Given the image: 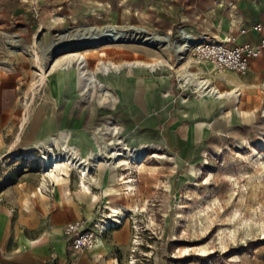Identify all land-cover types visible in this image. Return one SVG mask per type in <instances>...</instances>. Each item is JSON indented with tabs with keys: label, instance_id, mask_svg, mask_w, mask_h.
Listing matches in <instances>:
<instances>
[{
	"label": "rangeland",
	"instance_id": "374dc122",
	"mask_svg": "<svg viewBox=\"0 0 264 264\" xmlns=\"http://www.w3.org/2000/svg\"><path fill=\"white\" fill-rule=\"evenodd\" d=\"M252 2L264 15V0H0V186L28 175L29 184L55 187L45 178L43 158L67 151L90 168L86 184L92 194L112 187L111 203L127 208L121 222L125 219L133 231L129 264L263 259L264 71L245 77L224 73L220 80L190 56L181 62L173 51L133 42L79 49L74 42L61 45L64 35L109 25L143 29L171 43L181 42L184 30L196 40L226 36L236 43L237 25ZM12 42L23 51L14 52ZM73 54L85 58L96 77L93 88L78 82L75 60L70 73L54 67ZM139 63L157 66L136 67ZM100 64L116 69L104 77L98 74ZM121 79L133 91L157 90L143 92L147 109L121 107L127 94L119 88ZM206 87L224 95L243 90L242 97L223 98L221 104L205 98ZM159 96L174 105L171 113L159 109ZM201 101H213V109L191 108ZM164 111L168 118L158 130L170 127L171 137L154 141L141 127L149 115ZM50 135V144L42 145ZM110 151H136L143 158L135 164L138 169L118 171ZM95 154L105 156V166L96 167ZM63 174L78 185L77 170L68 167ZM127 179L132 189L123 185ZM100 212L110 218L103 207Z\"/></svg>",
	"mask_w": 264,
	"mask_h": 264
},
{
	"label": "crops",
	"instance_id": "0c3cea01",
	"mask_svg": "<svg viewBox=\"0 0 264 264\" xmlns=\"http://www.w3.org/2000/svg\"><path fill=\"white\" fill-rule=\"evenodd\" d=\"M257 11V4L252 2L237 25V30L244 29L245 32L237 34L235 45L256 44L264 38V29L262 33L252 30L255 24L264 21V15L258 14ZM194 40L196 39L194 38ZM224 41H228L226 36H222L221 42ZM261 71H264V51L258 59L252 62V69L246 75ZM225 73L238 75L229 71ZM55 78V76L50 78L52 89L53 82H56ZM222 79L225 80V77L223 76ZM114 82H117L116 78H114ZM124 83L123 79L118 83L119 88H125L127 91L126 95L121 96L120 103L124 109L127 106H131L133 109H147L143 92L144 94L146 92L157 94L156 89H147L145 86L141 88L140 92L133 91L132 86L125 87ZM240 91L242 97L243 90ZM152 98L156 97L152 96ZM158 98L159 109H169L168 113H171L170 109H175L174 105L167 106V102L160 96ZM213 107V101H201L191 106L192 109H213ZM168 113L164 111L157 116L149 115L143 121L144 125L141 130L147 129L154 141L170 139V127H166L162 132L158 130L159 124L167 120ZM52 137L54 136H48L46 141L41 144H50ZM93 153V151L88 152L86 156L90 157ZM78 174L80 175V173ZM61 177L59 182L49 178L55 187H47L44 184L47 187L45 188L42 184L40 186L29 184L28 175L25 179L11 181L0 186V264H129L133 231L125 219L119 226L99 238L91 250L76 259L70 256L63 236V228L68 223L93 220L101 213L102 207L108 212L106 207L111 203V197L114 194L111 193L112 187H106L99 195L92 194L93 188L91 189L90 184H86L87 176L83 178L80 175L78 185H71L63 171ZM45 178L48 179V177ZM117 182L119 185L120 179ZM123 185L125 188H133L132 181L125 182ZM100 198L102 206L98 205ZM122 198L120 197L119 200ZM102 215L106 216V214ZM252 264H264V258L253 261Z\"/></svg>",
	"mask_w": 264,
	"mask_h": 264
},
{
	"label": "bare ground",
	"instance_id": "6f19581e",
	"mask_svg": "<svg viewBox=\"0 0 264 264\" xmlns=\"http://www.w3.org/2000/svg\"><path fill=\"white\" fill-rule=\"evenodd\" d=\"M112 33L114 37H122L124 38V43L133 42L137 43L138 45L154 48L155 50L161 52V53H170L175 52L177 57L179 58V61L186 62L188 59V51L193 46L194 36L187 32L186 30L183 31V37L181 42L179 43H171L167 37H161V36H151L148 35L147 32L143 29H138L134 27H127V26H116V25H109L105 27H86L84 29H81L77 34L72 37H69L67 35L62 36L63 42L61 45H65L69 42H74L77 45V48L79 49L82 46H88V42L93 41L95 38L100 41H107L106 34ZM111 44V43H110ZM13 46L14 52H21L23 51L22 48L19 47V45L16 42H12L11 44ZM102 46V45H97ZM34 57L38 60L37 55H34ZM75 60L77 64L76 69V76L79 83H81L84 87H87L88 85H92V88L94 87V84L96 83V77L93 75V73L89 72L86 67L87 64L85 62V58L81 56L80 54H73L68 55L60 60L55 62L54 67L63 66L62 70L69 72L72 70V62ZM100 72L98 73L100 75H103L104 77H107L110 73V70L112 68L116 69V67H109L105 66L103 64H100ZM134 65H129L128 67H133ZM136 67L139 68H155L157 65H145L142 63L135 64ZM153 72V71H152ZM68 73V74H69ZM72 76V74H70ZM45 79V76L44 78ZM204 87V86H203ZM202 87V88H203ZM201 89V88H200ZM207 90L205 93L206 99H212L213 101H220L223 98L230 99L231 97L235 100L239 101V90L235 89L231 93L228 94H221L215 89H209L204 88ZM204 90V91H205ZM103 93L110 97V93L107 91H103ZM28 106V105H27ZM63 143L64 147H67L70 136L69 134H65L63 137ZM113 151L109 152V157L114 159L113 165L118 171H120L121 167H134L135 169H138V166H135V164H140L142 161V156H137L136 151H130L126 154L124 153H112ZM69 152H64L63 154H60L59 156L56 155H50L43 158L44 163V169L43 173L45 174V177H48V179L55 180L59 182L61 177V172L64 171L65 168L71 167L80 173V175L85 178L90 174V168L87 164L80 160H75L72 158ZM125 157V158H124ZM94 161L96 163V167L100 168L102 166H105L107 163V160L105 156L102 154H95L94 155ZM79 175V176H80ZM121 177L123 180H125V177L121 175L118 176ZM49 179V180H50ZM132 180L126 181V183L131 182ZM129 185V184H128ZM85 188V185H83ZM131 187V186H130ZM87 191V190H86ZM108 210V214L111 219L120 221V218L125 217L126 212H128L127 208H123L122 206H118L116 204L109 203L106 207ZM121 215V216H119ZM137 243V241H136ZM139 245V244H136ZM239 260V257L237 258Z\"/></svg>",
	"mask_w": 264,
	"mask_h": 264
},
{
	"label": "built area",
	"instance_id": "2783aa9c",
	"mask_svg": "<svg viewBox=\"0 0 264 264\" xmlns=\"http://www.w3.org/2000/svg\"><path fill=\"white\" fill-rule=\"evenodd\" d=\"M263 29L264 21L252 27V30L257 33H262ZM240 32L244 33L245 30ZM263 51L264 38L256 44L245 43L242 45H235L231 43L230 39L221 42L214 38H203L193 41V46L188 51V57H192L197 64L209 66L216 76L214 79L222 80L221 76L228 71L245 76L251 71L252 62L258 59ZM120 224L121 220L104 217L102 214H98L90 221L81 220L68 223L63 228V236L70 256L76 259L88 252L99 238Z\"/></svg>",
	"mask_w": 264,
	"mask_h": 264
},
{
	"label": "water",
	"instance_id": "95a60500",
	"mask_svg": "<svg viewBox=\"0 0 264 264\" xmlns=\"http://www.w3.org/2000/svg\"><path fill=\"white\" fill-rule=\"evenodd\" d=\"M64 34H66V33H64ZM106 38H107V41H100V40H98V39H94L93 41H90V42H88V46H86V47H95V46H97V45H107V44H122V43H124V38H122V37H114L113 36V34L112 33H108V34H106ZM182 39V38H181Z\"/></svg>",
	"mask_w": 264,
	"mask_h": 264
}]
</instances>
